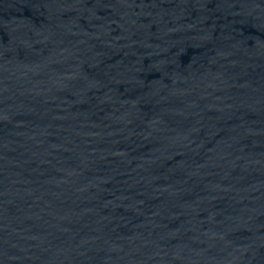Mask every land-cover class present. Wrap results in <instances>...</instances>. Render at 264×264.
<instances>
[{
    "label": "water",
    "instance_id": "obj_1",
    "mask_svg": "<svg viewBox=\"0 0 264 264\" xmlns=\"http://www.w3.org/2000/svg\"><path fill=\"white\" fill-rule=\"evenodd\" d=\"M0 264H264V0H0Z\"/></svg>",
    "mask_w": 264,
    "mask_h": 264
}]
</instances>
